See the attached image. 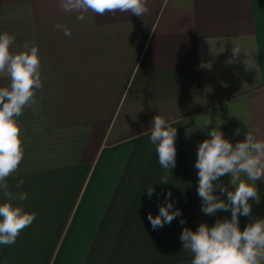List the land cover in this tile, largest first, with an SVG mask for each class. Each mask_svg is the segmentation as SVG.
Instances as JSON below:
<instances>
[{"label": "crops", "instance_id": "1", "mask_svg": "<svg viewBox=\"0 0 264 264\" xmlns=\"http://www.w3.org/2000/svg\"><path fill=\"white\" fill-rule=\"evenodd\" d=\"M147 8L141 17L89 12L81 22L59 0H0V33L15 36L12 52L38 47L43 83L19 117L24 158L7 180L27 193L13 203L36 218L14 245H0V264H191L183 229L231 219L201 212L194 165L219 123L233 144L248 127L264 140V0H147ZM9 84L0 76V87ZM158 114L177 128L172 170L150 142ZM219 182L234 190L229 175ZM256 186L260 201H249L241 231L264 218V181ZM169 190L181 216L153 230L148 214L158 215Z\"/></svg>", "mask_w": 264, "mask_h": 264}, {"label": "clouds", "instance_id": "2", "mask_svg": "<svg viewBox=\"0 0 264 264\" xmlns=\"http://www.w3.org/2000/svg\"><path fill=\"white\" fill-rule=\"evenodd\" d=\"M66 13H78L76 20L87 22V13L103 16L106 13L128 12L141 17L148 12L147 0H59ZM55 29L66 37L70 29L56 24ZM15 36L0 33V76H7L10 84L0 87V195L5 202L0 203V245L12 246L20 233L31 226L36 214L25 211L21 204L13 201L26 200L27 193H13L7 180L19 169L24 158V141L19 117L26 107L36 100V90L43 87L41 60L36 46L24 45V51L12 52ZM240 52L233 49V54ZM211 120L203 125L206 128ZM220 124L208 132L209 139L198 145L195 169L198 175L197 195L202 201L201 212L215 215L217 211H230L231 219L217 220L209 227L201 223L197 230L184 228L180 240L183 250L193 254L191 264H264V218L256 219L241 231L239 217H249L252 213L250 200L259 203L260 196L256 182L264 181V140L258 139L248 127L243 141L233 144L224 137ZM150 142L155 146L158 162L165 171L176 166L177 150L175 140L177 128L161 115L151 121ZM240 134V129L236 130ZM229 175L234 190L220 183V178ZM160 183H168L163 176ZM21 178L17 187L22 186ZM226 194V200L215 195V191ZM153 186L147 188L151 199ZM165 203L159 204V213L148 214L153 230L164 227L181 216L180 209H174L172 193H163ZM183 225L185 221L180 220Z\"/></svg>", "mask_w": 264, "mask_h": 264}]
</instances>
